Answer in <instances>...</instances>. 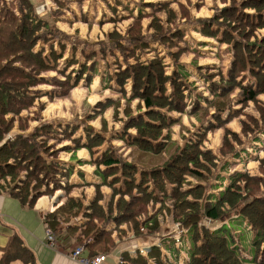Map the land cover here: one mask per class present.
<instances>
[{
    "label": "trees",
    "instance_id": "trees-1",
    "mask_svg": "<svg viewBox=\"0 0 264 264\" xmlns=\"http://www.w3.org/2000/svg\"><path fill=\"white\" fill-rule=\"evenodd\" d=\"M21 2L25 10L21 15L0 3V194L9 193L22 205L33 207L43 195H53L60 188L65 189L67 193L72 189V185L65 183L69 170L58 161V154L71 147L56 148L55 144H50V140L71 138L74 132L72 130L67 133L68 131L47 123L36 127L28 135L17 133L8 138L16 124L21 132H25L29 121L37 119L21 114L34 106L36 100L41 97L40 91L34 88L49 81L43 76V73L53 68L49 59L62 57V52L57 54L52 50L51 55H45L44 49L36 50L42 38L41 30L51 26L35 12L29 1ZM247 9L251 12H246ZM141 17L139 14L132 25V35L140 34ZM229 18H234V21ZM215 20L224 26L222 41L233 44L234 63L227 78L221 68L217 73L218 80H212L216 74L208 76L211 98L196 89L194 92L185 79L180 80L178 72L167 75L166 65L159 55L148 61L137 60L115 74L116 82L123 92L127 80L133 79L132 97L140 98L146 108L144 116L133 118L125 124V130L130 127L137 129V135L130 143L143 152L142 156L164 152L170 141L169 130L176 122L169 117L168 112L184 113L189 110L190 114H198V132L182 145L175 147L160 166L144 169L139 179L136 177L137 166L122 164L119 167L121 159L115 152L106 151L96 162L104 164L107 167L105 172L110 175L121 172L112 180V184L122 182L123 185L120 189L114 188L115 193L121 194L117 220L132 223L136 233H141V227H145L147 233H155L159 228L157 214L148 215L143 222L137 218L146 215L148 206L158 202L161 203V208L169 210L167 202L171 201L169 212L172 213L173 219L186 229L188 236L190 234L188 257L182 264H264V193L263 196L253 195L254 197L244 199L245 192L248 191L247 183L253 180L261 181L263 177L251 175L247 171H233L229 175V183L216 195L212 191L217 189L218 184H212L211 179L217 168L220 167L223 171L229 164L221 162L215 153L203 148L208 130L224 126L238 113L231 112L230 108V94L236 88L240 89L243 96L241 103L245 105L249 101H259L258 95L264 94V38L260 40L256 35L257 30L264 29V0H244L239 7L232 6L219 12ZM152 26L163 34L157 17H154ZM204 32L214 36L218 34L219 29L212 31L207 28ZM141 38L137 40L140 41ZM182 40L183 34L179 30L170 36L163 35L161 39L170 46ZM244 40L248 42L245 45ZM51 48L53 49V45ZM184 51L180 49L176 52L173 55L175 60H178ZM73 63H77L76 60L70 62ZM86 71L87 68L83 65L77 72L73 70L68 73L65 80L56 82L66 89L61 96L67 95L80 82ZM242 73L245 74L239 79ZM169 82L173 88L171 93L167 94L166 85ZM203 102L206 103L205 106ZM262 107L264 108L263 105ZM165 109L167 111H164ZM228 133L237 138L236 133ZM103 141L104 138L100 134L88 135L84 143L81 137L72 139L75 149L87 147L90 151ZM232 143L229 137L226 138L221 150L228 149L224 153L221 151V156L227 157L234 153ZM22 173L25 174L22 176ZM216 176L218 180L221 177L219 173ZM244 182L245 186L242 185ZM168 186H171L170 193ZM124 195H129L130 199L126 200ZM93 206H97V199ZM81 208L80 201L69 198L64 205L56 207L45 216L47 228L54 236H58L60 232L57 225L61 221H70L80 213ZM92 218L90 215L86 224L72 229L73 234L80 229L79 237H86L79 245L85 247L88 256L108 252L111 243L110 234L94 223ZM240 218L243 222L246 221L242 226L254 234L251 257L243 250L230 225L231 220L238 221ZM213 221L221 223V226H210ZM226 225L230 233L225 229ZM182 243L186 245L183 239ZM166 245L171 249V242L168 241ZM146 255L148 258L153 257L154 264H178L177 258L174 261L163 260L159 246L149 247ZM15 260H20L23 264H38L34 253L17 234L11 236L9 244L4 248L0 264H12ZM119 260L118 264H126L123 256H120Z\"/></svg>",
    "mask_w": 264,
    "mask_h": 264
},
{
    "label": "crops",
    "instance_id": "crops-1",
    "mask_svg": "<svg viewBox=\"0 0 264 264\" xmlns=\"http://www.w3.org/2000/svg\"><path fill=\"white\" fill-rule=\"evenodd\" d=\"M26 1L33 5L35 12L51 27L55 26L73 40L78 39L77 43L74 42L75 45L68 40L67 42L63 40L64 49L62 51L52 42L53 40L51 41L49 47L53 45L52 50L57 54L62 52V57L58 59L62 67H67V72L73 70L77 72L85 65L86 73L91 75L89 83H86L84 79L86 73H84V77L76 87L69 91V95L60 99V104H54L56 106L53 107L48 104L45 106L46 122L53 124L54 127L58 126L62 130L70 132L73 130L71 138L81 137L83 143L86 142L88 135L94 136L95 134H100L104 141L101 145L93 147L92 151L87 147L75 149L72 139H68L70 143L67 142L68 140L66 141L68 144L64 146L71 148L61 151L58 154V161L69 170L67 180H65V183L73 186L69 193L60 188L53 195L41 196L33 207L22 205L9 193L0 194V257L4 248L9 244L11 236L17 234L34 253L38 264H79L69 257V253L79 245L80 229L75 234L72 229L86 224L92 215L93 222L110 234L111 243L106 254L112 257V250L118 249V255H114L108 264H118L120 256L125 258L126 264H144V262L154 264L153 257L133 254V250L137 248L151 246L160 247L163 260L174 261L177 258L178 264L183 263L188 257L187 249L184 248L183 243L180 247L175 244L174 233L177 231V226L172 213L169 212L170 209L161 208V203L158 202L155 205H149L146 215L137 218L138 221L143 222L148 215L157 214L159 228L155 233H147V231L136 233L132 223L119 222L117 207L121 194L115 193L114 188L120 189L123 185L122 182L112 184V180L121 172L110 175L105 172L107 167L97 163L96 160L102 158V155L108 150L115 152L123 158L119 167L122 164L137 166L136 177L139 179L144 169L160 166L175 147L182 145L184 141L192 138L198 132L200 128L198 114H190L189 110L184 113L168 112L169 117L176 122L169 130L170 141L164 153L142 156L143 152L130 143L131 139L137 135V129L130 127L125 130V124L133 118L144 116L146 108L140 98L132 97L133 79L127 80L123 92L121 86L116 82L115 74L134 64L137 60L148 61L159 55L166 65L167 75L171 76L178 72L180 80L185 79L194 92L196 89L201 91L204 96L211 98L212 95L208 90L210 82L208 76L216 74L212 80H218L217 73L221 68L223 75L227 78L228 71L232 69L234 63L233 44L222 41L224 26L215 20L219 12L229 8L230 0ZM18 2L22 6L21 0H0L2 6H7L21 15L20 7H17ZM245 11L251 12L248 9ZM139 14L142 15L140 34L132 35L130 29ZM154 17L159 19L163 34H160L152 26ZM219 21L221 22V19ZM207 28L212 31L219 29V32L214 36L208 35L204 32ZM178 30L183 34L181 42L175 41L177 44L170 46L161 41L163 35L170 36ZM261 31L262 29H259L256 32L259 38H261ZM138 35L140 38L142 36L140 41L137 40L140 39ZM122 47H125L126 50ZM180 49L185 51L178 60H175L173 55ZM45 52L50 54L48 48L45 49ZM72 60H77V63L70 64ZM226 62L228 63L226 64ZM244 74L242 73L239 79H242ZM166 86L167 94H170L173 88L172 84L169 82ZM230 97L234 105L233 108L242 105L243 96L240 94L239 88L235 89ZM258 98L264 99V94L258 95ZM251 102L249 101L248 105ZM203 105L205 106L206 103L203 102ZM239 117H235L233 120L229 119L225 126L219 127L215 132L210 131L209 134L210 136L212 134V138H209L208 134L203 143L204 149L211 150L220 158L221 162L229 164L226 170L221 171L219 167L215 171V175L219 173L221 176L219 180L216 179L217 176L213 180L214 184H218L216 185L217 189L212 191L216 195L229 183L231 172L247 171L251 175L256 174L259 162L255 157L257 154L251 152L250 159L247 156L248 151H241L242 149L238 150L237 154L234 152L227 157L218 154L223 144L221 142L225 128L236 133L241 130ZM237 118H239V122L236 121ZM229 124H233V126L230 127ZM38 126L40 124L36 127ZM167 132L166 130L165 133ZM61 137L63 136L61 135ZM64 140L66 139H51L50 143L55 141L53 144H58ZM260 141H264L262 136ZM253 144L260 146L259 141L254 140ZM237 145L240 144L236 143V147ZM170 190L171 186H168V193ZM98 196L99 198H97ZM43 198L45 204L42 206L41 203H38ZM69 198L80 201L82 208L80 213L72 217L70 221H61L57 225L60 234L55 235L57 244L55 248H52L47 242V224L44 218L56 207L64 205ZM124 198L130 199L129 195H124ZM96 199L97 206L94 207ZM211 224L214 227L221 226V223L215 221ZM243 224L245 225L246 221ZM168 241L172 243L171 249L166 245ZM188 245L190 246L189 243Z\"/></svg>",
    "mask_w": 264,
    "mask_h": 264
},
{
    "label": "rangeland",
    "instance_id": "rangeland-1",
    "mask_svg": "<svg viewBox=\"0 0 264 264\" xmlns=\"http://www.w3.org/2000/svg\"><path fill=\"white\" fill-rule=\"evenodd\" d=\"M243 3H244V0H230L229 7H232V6L233 7H235V6L239 7ZM17 7L18 8L20 7L19 8L20 13L23 14L24 11H25L23 4L21 6V3L18 2ZM22 7H23V10H22ZM239 13L240 12L238 11V14ZM215 19H217V16H216ZM226 20H228V19H226ZM229 20L230 21H234V18H231V19L229 18ZM223 23H226V22H223ZM260 33H261L260 40H262L264 38V29H262V31ZM40 35L42 36V38L39 41L38 45L36 46V50H40V49H44L45 50L46 48H48L49 53H51L50 50L52 51V48L49 47V45L51 44L52 40H53L52 42H54L57 45V47L60 48L61 51H62V46H63V44H62L63 40H65L66 42L68 40V41L71 42V44L74 43L75 41H76V43L78 42L77 38H76V40L75 39L73 40L72 38H69L68 34H66V33L63 34L55 26H52L49 29H42L41 32H40ZM45 39H50V41L47 42V41H45ZM245 40L248 41V39H246V38H245ZM245 40H244V45L249 42V41L247 42ZM230 44H232V43H230ZM74 45H75V43H74ZM44 54L46 55V52ZM49 62H50V66L53 67V68L51 70L43 73V76H45L46 79L49 80V81L45 82V83H42V84H40V85H38L37 87L34 88V90H39L40 91L41 97H39L36 100L34 106H32L29 110L23 111L22 114H21L22 116L30 115V117H35L37 119L29 121V127H28V129L25 132H21L19 130V128H18V124H16V126L11 131L10 135L8 136V138L11 137V136L14 137L17 133H23V134H27L28 135V134L32 133L36 129L37 125L40 124V126H41L42 124L49 123V122H46L47 117H46V113H44L45 106L47 104L50 107L56 106L54 104H60L61 103V102H59L60 99H62L64 97H67L69 95L70 92L67 95L61 96V93L65 92L66 89L62 88L60 85H58L56 83V82H59V80H61V81L65 80L66 75L68 73H70V72H67L68 68L67 67H65V68L62 67V64L59 63L58 59H56L55 57H53V58L51 57L49 59ZM60 62H62V61H60ZM227 63L228 62H226V64ZM246 73H248V72H246ZM89 75L90 74H88V73H86L85 77L83 75L86 83H89V81H90V79L88 80V77H91V75L90 76ZM236 89H238V88H236ZM240 94H241V92H240ZM261 99H259V101L264 106V103H263L264 99H262L263 101ZM259 101L258 100L257 101H252L251 103H249V105L247 103L246 105L242 104V105H239L238 107H236V108H240L241 106H243V108L241 107L240 110H237V109L233 108L232 107V106H234L233 104L230 105V108L232 109L231 112H233V113L238 112L235 116H233V118L240 116L239 117L240 118V122H239V118H237L236 121H238L241 124V130L238 131V133L234 132V133L237 134V138H236L233 135H230L228 133V131H232V130L226 127L225 128V133H224V136H223L222 142H221V144L224 143L226 138L228 139V137H229L230 143L231 142H235V143H232V147H233L232 152L237 153L238 150H240V149H242L241 151H245V152L248 151L247 156H248L249 159H250V157H249L250 155L249 154L251 152L257 154V156H255V155L254 156L256 158H258L259 162L257 163V170H256V174H254V175L259 176L260 178H262V177L263 178L261 179V181L253 180V181H250V182L247 183L248 184L247 185V190L249 192L248 191L245 192L246 194L244 196V199H246V200L250 196H252V197H254V196L256 197L258 195H262L263 196V193H264V141H262V142L260 141L261 136L264 138V114H262V109H264V108L262 107V105L260 104ZM72 111H74V108H72ZM231 117H232V115H231ZM233 118H231V119L233 120ZM74 119H79V118H74ZM51 123H53V122H51ZM40 126H38V127H40ZM72 126H74V125H72ZM229 126L231 127V126H233V124H229ZM222 127L223 126H220V128H222ZM218 128L219 127H216L215 129L208 130L207 135L209 134L210 131H212V132L217 131ZM67 133H69V130H68ZM207 135L205 136V138L207 137ZM211 136H212V134H211ZM211 136L209 134V138H212ZM68 139H71V138H67L63 142L55 144L56 147L57 148H61L64 145L68 144L67 142L70 143V140H68ZM254 140L255 141H259L260 142V146L253 144ZM54 142L55 141H51L50 144H53ZM236 143H239L240 145H237V147H236ZM207 145L209 146V143H207ZM210 145H212V144H210ZM212 147L215 148L214 145H212ZM238 147H239V149H238ZM227 149L228 148H225V149L223 148V151H222L221 148H220L218 154H221V151L224 153ZM215 150H217V149H215ZM260 156H262V157H260ZM118 157L121 160H123V158L121 156H118ZM24 174L25 173H22V176ZM215 178H216V175L214 174L212 179H211L212 180V184H214L213 180ZM245 183L246 182L242 183V185L245 186ZM207 186L208 187L210 186V182L207 184ZM40 203L43 206V204H45V199L44 198L41 199L38 204H40ZM167 205H168V207L170 209L172 207L171 206L172 205L171 201H169L167 203ZM38 206L40 207V205H38ZM242 222H243L242 218L238 219V221L237 220H231L230 221V225H231V228L233 229L234 235L237 236V238L240 240L241 245L243 247V250L247 254H249V256L251 257V255L253 254L252 244H253V241H254V234H253L252 231H249V230L245 229V227L242 226L243 225ZM177 225H179L180 227H183L180 223L176 222V226ZM210 226H213V225L210 224ZM177 229H178V226H177ZM225 229H227V232L230 233V231L228 229V225L225 226ZM236 231H239V232H236ZM85 238L86 237H84V236H80V237L78 236V243H81V241H83ZM183 240H184V242L186 244L184 246V248L187 249L188 243L190 242V234L188 236L187 233H184L183 234ZM101 252H103V251H101ZM111 255H112V257H114V255H118V249L114 248L112 250V252H111ZM112 257L108 256V260L107 261L109 262L110 259H112ZM13 264H23V263L20 260H15L13 262Z\"/></svg>",
    "mask_w": 264,
    "mask_h": 264
},
{
    "label": "built area",
    "instance_id": "built-area-1",
    "mask_svg": "<svg viewBox=\"0 0 264 264\" xmlns=\"http://www.w3.org/2000/svg\"><path fill=\"white\" fill-rule=\"evenodd\" d=\"M177 231L174 233V241L175 244L180 247L182 244V237L183 234L186 232V229L183 227H180L179 225ZM147 229L145 227H141V232L145 233ZM47 242L48 245L52 248L56 247L57 241L55 239V236L53 235L52 231L47 228ZM149 247H140L136 250H133V254H141L146 255L148 252ZM69 257L73 260H76L79 264H108V255L106 253H98L93 256H88L86 254L85 247L83 245L76 246L75 249H73L69 253ZM118 263H120V260H118ZM182 264V263H179Z\"/></svg>",
    "mask_w": 264,
    "mask_h": 264
},
{
    "label": "water",
    "instance_id": "water-1",
    "mask_svg": "<svg viewBox=\"0 0 264 264\" xmlns=\"http://www.w3.org/2000/svg\"><path fill=\"white\" fill-rule=\"evenodd\" d=\"M10 138H12V136Z\"/></svg>",
    "mask_w": 264,
    "mask_h": 264
}]
</instances>
